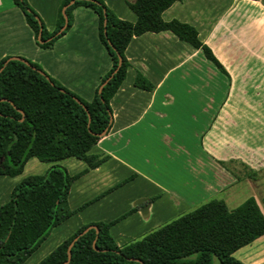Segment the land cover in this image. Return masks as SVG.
Here are the masks:
<instances>
[{"label":"crops","instance_id":"1","mask_svg":"<svg viewBox=\"0 0 264 264\" xmlns=\"http://www.w3.org/2000/svg\"><path fill=\"white\" fill-rule=\"evenodd\" d=\"M64 1L55 5V18L46 27L50 33L58 27ZM102 1L119 19L137 22L131 9L135 0ZM162 19L195 28L228 75L172 32L133 39L124 52L130 64L126 79L111 101V129L90 152L107 161L97 169L76 158L58 163L72 177L87 171L68 198L70 210L79 212L53 231L74 224L59 246L81 227L98 223H115L112 238L119 247L127 246L213 200L228 207V192L245 181L264 215L263 2L183 0ZM73 20L71 30L51 50H43L14 0H0V63L22 58L40 64L91 103L112 59L99 39L96 13L79 7ZM138 76L154 90L137 88ZM36 160L22 175L0 178V207L10 201L29 166L41 171L32 176L52 166ZM234 256L243 264H264V236Z\"/></svg>","mask_w":264,"mask_h":264},{"label":"trees","instance_id":"2","mask_svg":"<svg viewBox=\"0 0 264 264\" xmlns=\"http://www.w3.org/2000/svg\"><path fill=\"white\" fill-rule=\"evenodd\" d=\"M181 1L135 0L131 9L137 22L132 24L119 19L102 0H66L58 27L50 33L27 0H14L43 50H51L70 31L75 9L93 10L112 69L88 103L37 64L22 58H6L0 63V178L22 175L33 158L52 164L44 175L26 178L14 189L10 201L0 207V264H26L56 228L79 212L70 210L68 198L74 182L87 171L72 177L58 163L76 158L97 169L107 161L90 152L111 129V101L126 79L130 64L124 52L134 38L172 32L203 51L228 75L212 50L199 40L195 28L163 21V13ZM66 7L69 24L59 35L65 25ZM135 85L144 91L154 90L142 76ZM114 224L81 227L40 264H65L69 253V264H212L214 257L221 264H243L234 258L235 253L264 236V215L254 199L235 210L213 200L124 247H119L110 234Z\"/></svg>","mask_w":264,"mask_h":264},{"label":"rangeland","instance_id":"3","mask_svg":"<svg viewBox=\"0 0 264 264\" xmlns=\"http://www.w3.org/2000/svg\"><path fill=\"white\" fill-rule=\"evenodd\" d=\"M262 1L264 4V0H259ZM28 2V0H27ZM35 4L34 7L32 5H30V7L32 8V10L35 11V13L38 14V16L40 17V19L43 21V23H45V26L47 27V25L51 24V22L54 20L55 18V5L56 3H58V0L56 2H52L50 0H34ZM63 5V4H62ZM62 5L59 8V14H60V10L62 8ZM36 6V7H35ZM38 8V9H37ZM65 8H63V12H64ZM39 12H42V14L40 15ZM59 16V15H58ZM58 18V17H57ZM58 22H59V18H58ZM74 23V20H73ZM73 26V25H72ZM71 30V29H70ZM58 42V41H57ZM56 42V43H57ZM55 43V44H56ZM55 46V45H54ZM43 71V66L40 64H37ZM45 72V71H44ZM46 73V72H45ZM47 74V73H46ZM51 77V76H50ZM52 78V77H51ZM55 80V79H54ZM58 82V81H57ZM64 87V86H63ZM37 161V160H36ZM37 163H40L37 161ZM40 165H45V164H40ZM35 170L34 167L29 166L23 176V180L22 182L26 179L31 177L32 175H39L41 172L39 169H37L38 171L35 172L33 171ZM46 173L43 172L42 175H44ZM242 176L245 174L244 172H239ZM247 175V173H246ZM240 179V178H239ZM243 181V180H242ZM261 191L264 192V187L261 188ZM227 193V192H226ZM230 193V200L228 202V208L230 210H234L237 209L239 207H241L245 202H247L248 200H250V198L252 199L253 196L251 195L252 193V188L250 187V185H248L247 181L245 182H241L240 184H238L235 188V190H233V192L229 191L228 194ZM225 198V197H224ZM262 205H264V201L261 203ZM77 221H75L74 223H76ZM68 226L73 229L74 228V224H66L63 228H60L58 231L53 232V234H51V236L48 238V242L47 244H45L42 248H40L35 254L34 256L29 259V261L26 264H40L43 260H45L52 252H54V250L59 246V243L67 236L70 234L71 229H68ZM66 235V236H65ZM141 240V239H140ZM236 256H234L235 258ZM212 264H221L220 260L217 257L213 258V263Z\"/></svg>","mask_w":264,"mask_h":264},{"label":"water","instance_id":"4","mask_svg":"<svg viewBox=\"0 0 264 264\" xmlns=\"http://www.w3.org/2000/svg\"><path fill=\"white\" fill-rule=\"evenodd\" d=\"M66 10H67V7L65 8V10H64V12H63V15H64V17H65V25H64V27L61 29V31L59 32V35L62 34V33L67 29L68 24H69V20H68V17H67V15H66ZM41 37H42V31H41V33H40V35H39V40H41ZM12 60H21V59H20V58H12ZM119 68H120V67H119ZM2 70H3V69H2ZM2 70L0 71V73L2 72ZM118 70H119V69H118ZM118 70L116 71V73L118 72ZM106 84H107V83H106ZM106 84H105V85H106ZM105 85H104V86H105ZM104 86L100 89V93L102 92ZM95 244H96V243H95ZM70 261H71V254L69 253L68 261H67V263H65V264H69Z\"/></svg>","mask_w":264,"mask_h":264}]
</instances>
